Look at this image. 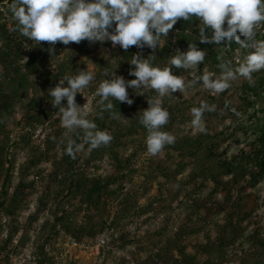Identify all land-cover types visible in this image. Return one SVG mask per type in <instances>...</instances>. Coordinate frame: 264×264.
Wrapping results in <instances>:
<instances>
[{
	"label": "rangeland",
	"instance_id": "1",
	"mask_svg": "<svg viewBox=\"0 0 264 264\" xmlns=\"http://www.w3.org/2000/svg\"><path fill=\"white\" fill-rule=\"evenodd\" d=\"M13 2L0 0V264H264V69L219 92L202 81L221 65L238 69L253 42L200 43L198 18L177 21L154 66L193 42L206 56L195 69L172 67L189 86L163 97L174 142L153 155L140 111L158 93L129 88L133 103L110 98L111 109L97 95L118 65L135 79L128 62L140 50L57 42L52 55L48 42L16 34ZM254 31L264 43V22ZM84 68L95 79L75 99L96 129H69L48 89ZM16 89L22 97L5 109ZM90 131L111 140L94 145Z\"/></svg>",
	"mask_w": 264,
	"mask_h": 264
},
{
	"label": "clouds",
	"instance_id": "2",
	"mask_svg": "<svg viewBox=\"0 0 264 264\" xmlns=\"http://www.w3.org/2000/svg\"><path fill=\"white\" fill-rule=\"evenodd\" d=\"M11 9L22 35L39 45L48 42V51L52 55H55L57 42L68 45L81 41L101 44L110 41L113 48L118 45L125 52L131 46L140 50L132 54L128 62L133 66L129 75L135 79L126 80L118 75L115 71L118 65L110 74L104 73L97 95L100 103L107 102V108L111 109L114 105L110 98L133 103L129 88H151L158 93L147 99L148 107L140 111L141 122L148 132L147 150L153 155L174 142V136L162 130L169 120L163 97L182 92L189 86L183 76L173 74L172 67L195 69L206 56L205 50L193 42L188 44L186 51L177 49L178 54L171 57V66H154L155 51L179 19L187 21L196 17L201 21L198 29L200 43L221 45L222 42L236 41L248 47L247 41L253 42V51L238 69L221 65L223 72L220 76H202L208 89L222 91L229 87L230 80L237 78V74L250 78L254 71L264 69V43L254 40L256 26L264 22V0H14ZM145 48L153 52L144 56ZM94 79L93 71L79 69L75 74L60 77L58 83L48 89L51 104L55 109L59 108L67 128L96 129L95 123L82 114L83 105L75 99ZM196 115L199 118V110ZM89 135L93 137L94 145L111 140L105 131H90Z\"/></svg>",
	"mask_w": 264,
	"mask_h": 264
},
{
	"label": "trees",
	"instance_id": "3",
	"mask_svg": "<svg viewBox=\"0 0 264 264\" xmlns=\"http://www.w3.org/2000/svg\"><path fill=\"white\" fill-rule=\"evenodd\" d=\"M191 19L193 20V19H197V18L196 17H192ZM191 19L190 20H187V22L190 23L189 21H191ZM4 31H6V30L4 29ZM14 31H16V34H18V35H20L22 37V33L20 31V26L17 27L16 24H14ZM14 39H17V38L15 37ZM82 42H85V41H81L80 43H82ZM71 43H75V42H71ZM15 44H16V42H13L12 39L11 40H8V44H6L8 46V48L6 50V56H8V59L13 58L12 55H11L12 52L10 50V47L12 45H15ZM75 44H77V43H75ZM15 48H16V50H19L17 47H15ZM36 61H38V58H36L35 55H32V59H31L30 64L33 65V64H35ZM21 77L25 79V76H21ZM125 78H127V77H125ZM19 93L20 92L17 89L16 90H12L11 95L10 96H7V98L5 100L6 101L4 103V105L6 104V108L5 109H7L11 105L12 100H16V98L22 97ZM259 141L264 145V128H262V135H261ZM262 166H264L263 163H262ZM262 171H264V168L262 169Z\"/></svg>",
	"mask_w": 264,
	"mask_h": 264
},
{
	"label": "built area",
	"instance_id": "4",
	"mask_svg": "<svg viewBox=\"0 0 264 264\" xmlns=\"http://www.w3.org/2000/svg\"><path fill=\"white\" fill-rule=\"evenodd\" d=\"M143 51H144V53H149L150 50H148L147 48H145ZM72 243H74V242L72 241Z\"/></svg>",
	"mask_w": 264,
	"mask_h": 264
}]
</instances>
